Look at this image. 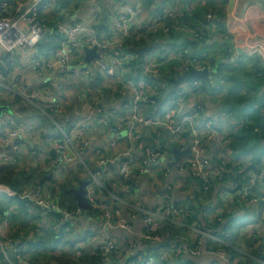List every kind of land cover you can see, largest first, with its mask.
Here are the masks:
<instances>
[{"label": "crops", "instance_id": "1", "mask_svg": "<svg viewBox=\"0 0 264 264\" xmlns=\"http://www.w3.org/2000/svg\"><path fill=\"white\" fill-rule=\"evenodd\" d=\"M5 1L11 6V15L17 16L24 9L25 4L29 0ZM149 1L150 0H142L150 9L164 3V0H152L153 4ZM196 1L197 2L194 4L204 13L201 15V20L204 22L207 15H210L214 19V26L216 28L213 30L212 34H207L206 36V34L199 32V30L201 31L202 29L197 27H191L194 30L192 33L183 30L179 24H174L172 26L170 41L168 43L149 41L148 46L145 47L146 51L143 57L150 50H155L157 53L162 54L168 48V44L172 49L181 44H185L184 40L186 37L197 44L196 47H190V51H188L189 54L191 56L209 54L205 58H201L202 62L207 63L206 66L209 68V71L215 70L218 76L223 75L226 80L229 81H242L239 90L243 95H240V98H234L231 92L228 93V88H226L224 95L215 94L217 92H204L201 90L200 85H197L196 88L189 90L186 98L182 100V109L179 110L173 105L175 102V99H173L175 95L173 82L180 76L181 69L173 62H164L162 67L158 70L162 83L159 86L153 87L151 95L154 97L155 91L160 89L161 91L157 96H161L162 100L158 102V105L160 106L163 102L165 104L159 109L156 104L155 113H166L168 110H171L173 112L172 118L175 121H179L188 111L200 105L203 107V114L197 117V122L211 120L220 131L231 134L234 122L227 119L226 107L230 108L229 106L232 105L236 108L233 110L242 115V111H248L247 108L250 105L249 103L253 102L251 99L253 96V87H259V93L264 96V85L260 86L261 83L255 82L257 79L252 78V72L235 69L233 67L235 65V58L239 56L238 52H248L247 46H252V44L255 43L264 44V0H234L230 4H227V0ZM51 3L52 2H46V8H48ZM119 3L124 4L126 0H99L98 5L94 4L91 0H82L80 6L81 12H76L75 16L74 14L69 15L63 12L62 9H58L57 0H55L52 3L51 12L48 17L52 18L54 12L57 11L55 15L64 14L63 16L61 15L59 19L62 23H71L79 19L87 24L90 22V13L93 12V6H97L101 21L104 24V30H106L113 25L112 11H114V7ZM176 4L187 3L186 0H172L170 7H175ZM145 9L142 11V15L144 16L148 13ZM65 18H69V20ZM233 20L238 22L235 35L239 38L231 36L229 38L230 41L229 39L225 41L220 39L219 36L222 34L218 35L216 30L222 32L225 25ZM196 33L201 34L203 38L206 37L207 40L195 38L197 37V35H195ZM224 33L225 30L223 31V34ZM39 55L41 54H37L35 50L27 55L16 54L14 56H5V54H0V63L3 64V67L0 68L2 76L0 84L7 87L6 89L0 87V95L3 99L7 98V100H12V95H14L15 92L9 89H11L12 85L16 82L17 84H15V86H18V88L23 91V96H26L29 92L44 95L47 88L46 80H48L49 83L56 80V83L52 84L54 87L58 85L59 78L55 79L54 77L56 76L53 73L43 81L37 78L34 63ZM11 80L12 82L10 83ZM252 80H254V82H252ZM186 85L191 86L192 84L186 83ZM62 87L65 88L66 84L62 83L59 89L55 90L53 88V91H59ZM232 87L234 88L233 82ZM170 93L174 94L170 95ZM245 99L248 104H243L242 101ZM93 103V110L86 115L83 113L81 100L74 96L69 103L67 111L58 121L65 127L75 126L82 122L92 126L89 147L85 153V158L88 162H91V164L93 153L96 148H107L113 141L117 143L116 150L108 157L110 161L105 166L96 168L95 165H92L90 169L88 168V171L96 179L98 194H103L105 198L110 199V201L104 199L105 201L115 204V207L121 213V217L131 227V232L107 228L103 226L101 221H95L96 219L93 221L88 219L85 220L84 218L75 220L68 231H72V233L68 234H72V238L75 242H85L82 248L84 249L85 258L84 260L82 258L79 259L83 261V264H96L93 263L94 258L91 257L90 253L97 248L98 245L109 239L119 244L134 242L139 252V264H146V260L150 259L152 260L150 261L151 264H160V261L155 257L160 254H168V250L164 246L158 245V243L144 242L139 238L145 231L142 214L139 210H147L148 212L150 210H155L156 206L163 199L167 200L171 208L179 210L181 216H172L168 221L162 222L161 227L171 225L169 226L170 231L165 232L163 228L166 227H162V232L160 233L159 230L158 233L176 244H181L183 240H186L189 244L197 246V255H192L190 253L184 255L191 264H226L223 261L220 262L216 260L208 253V242L202 235L205 229L204 221L207 220L206 214L208 212L215 217V224L214 227H212L211 235H214L217 240L216 243L220 244H216V248L220 249V247H223V249L229 250V247H231L232 250L238 253L236 256L244 255L252 260L254 264H264V225L260 223L258 217L261 205L256 206L238 197V193L245 181L251 185L250 180L252 176L259 173L261 174L264 169V142L262 145L263 149H252L254 148L253 142H247L245 145L241 144L239 140L232 145L220 144L217 141L207 144L205 149L210 161L209 170L213 174V183L208 191H204L200 188L198 181L192 176V171L186 166L180 167V163L188 160L190 155V141L193 138L190 126H182V131L179 135L181 139L179 143L175 145H172L174 143H172L170 131L162 126L142 127L132 138L133 125L129 122L128 116L122 114L121 105L118 100L108 105L105 103L103 95H97L93 99ZM8 104L9 103H6V105ZM19 107V105L10 107L13 117L3 114L0 125L11 117L19 121L18 126H21V124H28L37 127L39 130L28 133L25 129L22 134H18L16 142L19 141L23 144L29 153L24 152L22 157L17 160V163L11 164L9 167H14L16 170L19 168L23 170L33 169L35 170L34 173L31 171L27 173L32 177L39 176L36 180L50 178L52 182L56 183L66 181L70 185L69 188H76L80 181H88V173L77 163L71 166H66L62 163H58L54 166L50 165L51 160L57 157L51 150L47 152L46 158L42 159L40 156H37V158H30L32 148H34V150H41L40 146L43 147L42 140L44 138H42L39 133H42L44 136L49 135L50 126L47 124L44 126L40 123L41 119L38 114H31V108L33 107L36 109L35 106L26 103L23 107V111L22 108L18 110ZM147 113L149 112L147 111ZM42 126H44L43 130H41ZM1 128L2 127H0V131L3 130V132L0 133V136L7 137L10 131L8 130L9 132H7V129L4 127L3 129ZM238 135H240V133L236 136ZM70 136L75 145L80 142V136L77 131H75V134L70 133ZM260 138L261 136L255 141H259ZM32 141L36 144H33ZM238 142H240V144H238ZM37 144L40 146H37ZM45 148L44 146L43 149ZM172 148H175L176 152L180 154L178 158H175L174 153L171 151ZM150 149L156 150L160 154L159 159L154 162L150 161L147 154ZM8 150L10 151V147ZM91 150H93L92 153L90 152ZM261 153L263 154L262 158L259 156ZM132 157H137L147 164L146 167L139 166L134 170L132 174L133 191L129 194H125L116 179L117 166L120 162ZM23 164L26 166V169L22 167ZM74 178H77L78 181H75ZM251 186V195L253 197L259 198L263 195L264 176H262L256 185ZM33 189L34 187L29 185L28 191H32ZM165 190L166 192L161 195V192ZM122 192L125 195H123ZM224 193L233 196L230 201L225 202L221 199ZM45 197L50 199L48 192L45 194ZM34 207H29V212H34V214H36L33 216L35 219L32 220L30 217L31 222L26 224L30 229V233L28 234L30 238L45 234L47 225H49V220H45L44 218L45 213L43 209L40 208V211H36ZM234 221L236 225H231ZM16 230L17 229H14L13 226H10L8 223V225L5 224L2 233L5 237L8 234L10 236V233L13 236ZM254 232L259 233V239L250 242V234ZM76 233L78 235H76ZM61 248L66 250L61 252ZM35 249L37 250V248ZM223 249L220 251H224ZM48 252H51V250H48L44 254V256L48 255L44 258L51 257V253ZM53 256H55L54 258H57L58 261L68 260L69 262H73L72 248L67 250L66 247L59 246ZM166 259L165 261H172L174 264H176L175 261L177 262L174 257L167 256ZM180 260L182 261L183 258L181 257ZM240 260H242V258Z\"/></svg>", "mask_w": 264, "mask_h": 264}, {"label": "built area", "instance_id": "2", "mask_svg": "<svg viewBox=\"0 0 264 264\" xmlns=\"http://www.w3.org/2000/svg\"><path fill=\"white\" fill-rule=\"evenodd\" d=\"M53 1L55 0H29L17 16H12L10 13L11 6L5 0H0V54L9 56L16 54L27 55L34 50L36 52V48L40 45L54 43L57 45L56 50H50L35 59V74L37 78H40V81L47 79L52 73L62 78L58 80L59 83L55 87L46 80L47 88L44 95L29 92L26 96H23V91L18 86H15L16 82L10 89L15 92L12 95V100L3 99L0 95V106L5 105V102L16 106V101L23 97L29 104L35 106L41 115L53 122L54 133L42 140L43 147L45 146L46 148L43 149L37 144L41 150L32 148L30 155L35 154L43 159L47 157V152L51 150L57 157L51 160L50 165L54 166L62 163L66 166H71L77 163L84 169L89 176L88 184L85 188L86 199L90 209L99 212L103 226L131 232V227L121 217V213L115 205L100 199V195L97 194L96 179L88 171V167H92V165H95L96 168L105 166L110 161L108 157L116 150L117 143L113 141L107 148H96L93 153L92 164L88 162L85 158V153L89 147L92 126L84 122L67 127L58 124V119L67 111L69 103L74 96L81 100L82 110L86 115L93 110V99L97 95H103L104 101L108 105L118 100L122 114L128 116L129 122L133 125L132 138L142 127L162 126L170 131L171 140L174 143L171 144L175 145L181 139L179 135L181 134L182 126H190L193 136L190 141V155L188 160L180 163V167H188L192 171V176L198 181L204 191H208L213 183V174L209 170L210 161L205 149L207 144L217 141L220 144L230 145L237 137H241L242 141L244 140L246 143L251 142L249 128H253L254 139L260 137L261 130L255 127L254 122L246 116L238 115L236 111H227L228 120L234 122L235 132L237 134L240 133V135L232 137L220 131L211 120L197 122V117L203 114V107L200 105L188 111L179 121H175L172 118L173 112L171 110L166 113H155L156 103L151 95V90H153L154 86H159L162 83L158 70L164 62L175 63L181 69L180 76L190 72L207 70V88L216 87L222 90V87L226 85L225 81L216 79L213 70L209 71L206 66L207 63L201 61V58H205L206 54L191 56L188 52L190 51V46L186 44H181L173 50H170L172 48L168 44V48L162 54L157 53L155 50H150L142 59L138 57L137 50L145 47L142 44L143 42L146 43L156 39V42L168 43L174 24H179L183 30L193 33L194 30L186 25V15L191 14L193 8L196 7L194 3L176 4L175 7H170L168 2L171 0H164V3L159 6L160 10H156L154 14L148 17L147 15H142V0H126V3H119L114 7V11H112L113 25L104 30L98 28L99 26L104 28V24L101 21L97 6H93V12L90 13V22L87 24L81 20L62 23L59 19L64 14L55 15V20L51 24L46 17L50 15ZM91 1L96 5L99 3V0ZM233 1L227 0V4ZM46 2H52L48 8H46ZM213 20L210 15L205 17L203 30L206 36L207 34H212L216 28ZM237 27L238 22L233 20L225 25L224 34L223 31H216L218 35L222 34L219 37L225 41L231 36L238 37L235 35ZM55 34L59 35V39L52 42L51 37ZM195 35H197L195 38L207 40L206 37L203 38L199 33ZM85 50L96 51V57L88 63L84 61ZM247 51L246 53L238 52L239 56L235 58V65L239 64L242 56L257 55L264 60V44L255 43L252 46H247ZM1 67H3V64L0 63ZM0 79H2L1 71ZM62 83L66 84L65 88L62 87L56 92L52 91L53 88L55 90L59 89ZM191 84V86H187L185 83L182 84L174 95L173 99H175V102L173 105L179 110L182 109V100L186 98L189 90L201 85L199 80L193 81ZM0 87L2 89L7 88L1 84ZM35 102L47 104V106L41 109L36 106ZM253 108L259 111L260 116L264 115L262 108L256 105ZM147 111L151 114L147 113ZM0 126L7 129V132L10 131L7 137L0 136V165L17 163V160L22 157L24 152H29L23 144L19 141L16 142V137L18 134H22L25 129L30 133L31 126H18L13 120H8ZM75 131L80 136V142L76 145L70 136V133L75 134ZM2 132L3 130L0 131V133ZM204 135L205 137L203 138ZM32 143L36 144L33 141ZM9 147L10 151L8 150ZM147 154L151 162L156 161L160 156L159 152L153 149H150ZM146 164V162L137 157H132L119 163L117 166V182L121 185L125 194L133 191L132 174L134 170L139 166L146 167ZM22 167L26 169L24 164ZM262 176H264V169L261 174L252 176L251 185H256ZM251 185L245 181L238 193V197L256 206L261 205L258 217L260 223L264 225V194L259 198L253 197L251 195ZM45 194H47L45 189L40 186H34L32 191L25 189L19 193L17 199L42 208L45 214L53 211L61 215V218L53 223L51 222V231L56 232L59 230L66 235L69 233L68 231L74 221L84 216L83 210L76 208L68 211L56 205L52 196L49 195V199L45 197ZM15 197L16 193L12 189L0 185V198L13 199ZM232 197V195L224 193L221 199L226 202L230 201ZM139 211L142 214L145 225V231L139 238L144 242L158 243V245L168 249V254H160L155 257L158 261H165L167 256L172 257V255L178 258L186 255V253L198 254V247H192L186 240L182 241L181 244H176L170 239L159 235L158 232L162 222L168 221L172 216H181L180 211L171 208L166 199H163L155 210H150L149 212L147 210ZM10 215L11 212H7L4 215V220L0 221V264H56L35 259L36 255L46 253L45 250L40 252L35 249L36 239L23 237L22 240H14L9 234L6 237L3 235L4 226L5 224L8 225L7 220ZM206 218L202 235L208 243L216 242L215 236L211 235L215 217L208 212ZM67 221L71 222L68 224ZM49 229L50 225H47V231ZM258 235L259 233L257 232L251 233V240L254 242L255 239H259ZM75 243L76 245L72 248L73 261L77 264L79 262V264H83V261L79 259L82 258L84 260L85 258L84 249H82L85 242L76 241ZM208 249V253L214 258H218L220 262L242 264L241 256L235 258L225 251L212 249V246ZM230 249L232 248L229 247ZM138 253L134 242L119 244L109 239L98 245L90 254L91 257L99 259V264H136L135 258ZM150 261L152 260H146V264H151Z\"/></svg>", "mask_w": 264, "mask_h": 264}, {"label": "trees", "instance_id": "3", "mask_svg": "<svg viewBox=\"0 0 264 264\" xmlns=\"http://www.w3.org/2000/svg\"><path fill=\"white\" fill-rule=\"evenodd\" d=\"M81 1L82 0H57V6L59 7L58 9H62L63 12L65 13H68L69 15H72L74 14L76 16V12H81ZM194 1L196 0H186V3H194ZM149 2H151V4H153V1L150 0ZM143 3V2H142ZM196 5V4H195ZM146 8V9H145ZM146 10L148 13H147V16L149 15H152L155 13L156 10H160V7H153L152 9H150V7L148 8L147 5L145 3H143V10ZM202 10H200V8H198V6L194 7L191 14H188L186 15V25H188L189 27H192V28H201L202 30L199 32L201 33H204L205 34V31L203 30V24L204 22L201 20V15H203L204 13L201 12ZM57 13L54 12V14L52 15L53 17L50 18V17H46V19L48 21L51 22V24H53V21H54V15ZM78 19V18H77ZM79 20V19H78ZM98 28H101V29H104L102 26L98 27ZM198 30V29H197ZM59 39V35L58 34H55L51 37V41L53 42L58 40ZM156 40V39H155ZM155 40H151V41H155ZM149 42H146V43H142L143 45H146L148 44ZM184 43L190 47L194 46L196 47L197 44L194 43V41L188 39L185 37V40H184ZM57 49V45L54 44V43H46V44H43V45H40L36 48V53L37 54H45L46 52L50 51V50H56ZM226 50V48H225ZM195 53V52H194ZM202 53H205V52H202ZM201 54V53H200ZM209 54L206 53V56H208ZM5 56H9V55H5ZM249 63H254V65L257 64V66H254V70H253V75L252 76H258V73L260 72L261 70V66L258 64V59L257 57L255 56H252V57H247V56H242L240 62L238 65H234L233 67L235 69H240V70H243L245 69V66ZM232 67V68H233ZM233 68V70H234ZM220 79H223V81H226V78L225 76L223 75H220L219 76ZM259 82V84L261 83L260 86L264 85V78L262 77L261 79H257ZM200 82H202V86H200L201 90L204 91V92H207V91H210L211 93H214L215 92V88H209L207 89L206 88V80H200ZM234 83V86H235V89L238 91L239 88L241 87V84L242 82L239 81V80H236V81H232ZM241 82V83H240ZM253 82V81H252ZM252 84V83H250ZM259 87L257 88H254V93H253V96L251 97V99L253 100V103H257V102H260L263 100V96L259 93V90H258ZM222 89H224V87H222ZM161 90L158 89L155 91V94H154V97H153V100L154 102L158 105V102H160L162 100L161 96H157L158 93L160 92ZM171 94H174V93H170ZM232 94V92H231ZM169 95V96H170ZM243 104H246V101H242ZM7 102H5L6 104ZM165 103H161L160 106L158 105L157 108L159 109L162 105H164ZM9 107H14V105L12 104H8ZM232 110L233 109H236L234 108V106H229ZM21 108V107H20ZM18 108V110L20 109ZM16 112V111H15ZM19 112V111H18ZM31 114L32 115H35V114H38L41 121L40 123H42L44 126L47 124L48 126L52 127V124L45 119L44 116H42L39 111L37 109H34L33 107L31 108ZM19 114V113H18ZM17 114V115H18ZM13 115V114H12ZM11 115V116H12ZM251 120H253L254 124H255V127L258 126V128L261 130V138L259 139V141H255L256 139L252 138L251 139V142H253V145H254V148L252 149H257V148H260V149H263V142H264V117L263 118H260L259 116H254L251 118ZM19 122V121H18ZM58 123H60V121H58ZM61 124V123H60ZM62 125V124H61ZM44 126L41 127V130H43ZM252 129L253 128H249V131L252 132ZM237 140H235L233 143H235ZM242 141V139H241ZM238 144H240V142H238ZM241 144H247L246 142H244V140L241 142ZM243 148V147H242ZM250 153V152H249ZM261 158L263 156V154L261 153L259 155ZM37 158V155H31L30 158ZM10 165H2L0 166V185L2 186H6V187H9L10 189H12L15 193H16V197L13 198V199H6V198H0V221H2L4 219V215L7 213V212H11V215L10 217L8 218V223L10 224V226H13L14 229H17L15 232H14V235L12 236L11 233H10V236L12 239L14 240H22L23 237H29L28 234L30 233V229L28 226H26V224H29L30 221V217L31 219H35V217H33L34 215V212H29V207H34L32 205H30L29 203L27 202H23V201H20L18 198V194L21 193L22 191H24L25 189H29V185H32L33 187L34 186H40L42 187L43 189H45V191H47L49 193L50 196H52V199L54 201V203L56 205H58L59 207L61 208H65L67 209L68 211H72L74 209H76V203L75 201L73 200L72 196L68 193V190L70 189L69 188V183H65L64 181L62 182H52L51 179H46V178H43V179H38L36 180V178H38L39 176H35V177H32L31 175H29V173L27 172H35V170L33 169H28V170H23L22 168H19V169H15L14 167H9ZM90 169V167H88ZM81 170V169H80ZM117 179V177H116ZM75 181H78L77 178H74ZM121 186V185H120ZM200 188L202 189V186L199 184ZM123 193V192H122ZM98 194V192H97ZM99 195V194H98ZM123 195H125L123 193ZM100 199H107L110 201L109 198H105V196L103 194H100ZM121 197V196H120ZM115 205V204H114ZM34 209L36 211H40V208L39 207H34ZM33 209V210H34ZM34 210V211H35ZM51 213L49 214H45V220L48 219L49 220V225H50V229L49 231H47L45 234L43 235H38L36 237L33 236L34 239H36V248L38 251L42 252L43 248L44 249H50L52 252L56 251V249L59 247V246H63L64 248L66 247V244H68L69 246V249L70 248H73L76 243L75 241H71L70 239L68 240H65L64 238L66 237L65 233L64 232H60L59 230H57L56 232H52L51 231V227H52V223L56 220H58L59 218H61V215H59L58 213L56 212H53V211H50ZM83 214L85 216H83L82 218H84L85 220H95V221H102V218L99 214L98 211L96 210H92V209H89L88 211H83ZM89 218H92V219H89ZM51 220V221H50ZM52 222V223H51ZM71 221H67V223L69 224ZM169 226L171 225H165V226H162V227H166V228H163V231L165 232H169L170 231V228ZM162 227H160V233L162 232ZM69 233H72V231H70ZM67 235H69L67 233ZM216 244L217 245H220L216 242H214V245L212 246V249H216V250H222L223 247H220V249L216 248ZM195 245H193L192 247H194ZM211 245L208 244V248L210 247ZM222 246V245H221ZM226 253H230L231 256L237 258L236 255H238L237 252H235L234 250L230 249L229 252L228 250L226 249H223ZM43 257L45 256H48V255H42ZM53 257L55 256H52L50 258H43L44 262H47V263H56V264H77L75 261L73 262H69L68 260L67 261H58L57 259H54ZM94 260H93V263H96V264H99V259L96 258V257H93ZM241 258H242V261L241 263L242 264H247V263H254L252 262V260L248 259L247 256H244V255H241ZM168 260H171V259H168ZM183 260H185V258H183ZM175 261L176 264H191L190 262L187 261V259L184 261ZM92 263V262H91ZM158 263V262H157ZM160 264H174L172 263V261H160Z\"/></svg>", "mask_w": 264, "mask_h": 264}, {"label": "water", "instance_id": "4", "mask_svg": "<svg viewBox=\"0 0 264 264\" xmlns=\"http://www.w3.org/2000/svg\"><path fill=\"white\" fill-rule=\"evenodd\" d=\"M66 20H69V18H65ZM146 48L138 50L139 57L142 58L143 54L145 53ZM96 57V51L95 50H89L85 52V61L89 62L90 59ZM207 71L204 70L202 72H190L189 74L183 75L178 77L176 80H174V87L175 89L178 88L181 84L186 82H192L194 80H204L207 76ZM3 114H6L8 116L12 115V112L10 110L9 106H0V120L3 119ZM171 151L174 153L175 158H178L180 154L176 152L175 148H172ZM88 182L86 181H80L78 182V185L76 188H70L68 190V193L72 196L73 200L76 203V207L83 211H88L90 209V206L88 204V201L86 199V186ZM166 192H161V195H163ZM219 261L218 258H215Z\"/></svg>", "mask_w": 264, "mask_h": 264}, {"label": "clouds", "instance_id": "5", "mask_svg": "<svg viewBox=\"0 0 264 264\" xmlns=\"http://www.w3.org/2000/svg\"><path fill=\"white\" fill-rule=\"evenodd\" d=\"M148 46V44L147 45H145V47H147ZM145 47H143V48H145ZM143 48H141V49H143ZM175 48H177V47H175ZM138 50H140V49H138ZM138 50H137V53H138ZM86 51H88V50H85V52ZM138 57H139V55H138ZM143 58V57H142ZM142 58H140L139 57V59H142ZM93 59V58H92ZM91 60V59H90ZM84 61H85V58H84ZM86 62V61H85ZM86 63H88V62H86ZM207 71V70H206ZM214 72H215V76H216V79L217 80H223V79H220L219 78V76L217 75V71H215V70H213ZM208 72V71H207ZM208 74V73H207ZM207 77V76H206ZM206 77H205V80H206ZM194 81H196V80H194ZM200 81V80H199ZM229 80H226L225 81V83H227ZM193 82V81H192ZM192 82H186V83H192ZM185 83V84H186ZM201 83V85L200 86H202V82H200ZM184 84V83H183ZM182 85V84H181ZM180 85V86H181ZM188 86V85H187ZM225 88L224 89H222L221 90V88H219V89H217L216 87H214L215 88V92H217V93H215V94H219V95H224V93H225V90H226V88H228L229 89V91H228V93H230V92H232V90L233 91H237L236 89H235V86H234V88L232 87V86H227V84L224 86ZM179 88V87H178ZM178 88H176V89H174L175 90V93L177 92V90H178ZM207 88V87H206ZM207 89H209V88H207ZM53 91V90H52ZM239 92V91H238ZM241 95H243V94H241ZM244 102L246 101V99L245 100H243ZM247 103V102H246ZM248 104V103H247ZM250 105H249V107L247 108L248 109V111H242V116H246L249 120H251V118L252 117H254V116H259L260 118H263L264 117V115L263 116H260V114H259V111L258 110H254V108H253V106H258L259 108H262L263 110H264V96H263V100L261 101V103L260 102H257V103H249ZM6 105V104H5ZM2 106V105H1ZM6 106H8V105H6ZM226 117H227V111L228 110H231V111H235V110H232V109H230V108H228V107H226ZM5 115V114H4ZM238 115H241L240 113H238ZM8 116V115H7ZM43 116V115H42ZM13 117V116H12ZM46 120H47V118H45ZM228 119V118H227ZM9 120H13L16 124H18V121L17 120H15V119H12L11 117H10V119ZM8 121V120H7ZM7 121H4L3 122V124H5V122H7ZM51 123H52V126H53V122L51 121V120H49ZM251 121H253V120H251ZM59 124V123H58ZM21 126H23V125H21ZM25 127H30L31 125H28V124H25L24 125ZM0 127H3V126H0ZM258 127V126H257ZM31 128V131H38L39 129H37V127H33V126H31L30 127ZM30 131V132H31ZM54 133V129H53V127H50L49 128V135H52ZM226 134V133H225ZM39 135L42 137V138H45L46 136H49V135H46V136H44V135H42V133H39ZM227 135H230V137H232V136H236L237 135V133L235 132V127L233 126V131H232V133L230 134H227ZM249 135H250V138L252 139L253 138V134H252V132H250L249 131ZM261 135H262V133H261ZM260 135V136H261ZM241 137H237V139H235V140H239L240 142H242L241 141ZM258 139V138H257ZM233 144V142L231 143V145ZM91 153L93 152V150H91L90 151ZM86 182H88V181H86ZM47 232V231H46ZM183 241H185V240H183ZM187 242V241H186ZM208 244H210L211 246H213L214 245V242H211V243H208ZM193 246V245H192ZM166 248V247H165ZM58 249V248H57ZM57 249H56V251H57ZM48 250H50V249H47V251ZM168 250V249H167ZM56 251H54L53 253H55ZM44 255V254H43ZM138 254L136 255V264H139L138 263ZM172 257H174L177 261H179L180 260V258L182 257V258H185V256L183 255V256H181V257H178V258H176L175 256H173L172 255ZM185 260H186V258H185ZM185 260H184V262H185ZM125 262H126V260H125ZM181 264H183V263H181Z\"/></svg>", "mask_w": 264, "mask_h": 264}, {"label": "rangeland", "instance_id": "6", "mask_svg": "<svg viewBox=\"0 0 264 264\" xmlns=\"http://www.w3.org/2000/svg\"><path fill=\"white\" fill-rule=\"evenodd\" d=\"M195 2H197V1H194V3ZM168 3H172V0L171 1H169ZM167 3V4H168ZM174 49V48H173ZM173 49H170V50H173ZM256 57H257V59H258V64L261 66V70H260V72L258 73V76L256 75V76H252V78L253 79H261L262 77L264 78V64H263V59H262V57H258L257 55H255ZM254 66H257V64L256 65H254V63L252 64V63H249V64H247V66H246V68L245 69H243L244 71H250V72H252L253 73V70L255 69L254 68ZM240 69H242V68H240ZM55 79H62L61 77H58V76H56V77H54ZM232 81H236V80H231V81H228L226 84H227V86H232ZM253 82H254V80H252ZM257 81L258 80H255V82L257 83ZM242 82V81H241ZM240 82V83H241ZM53 84H55L56 83V80L54 81V82H52ZM172 83V82H171ZM10 90V89H9ZM253 93H254V90H253ZM241 94H243V93H241L240 91L239 92H237V91H233L232 90V96L234 97V98H240L241 96ZM253 95V94H252ZM239 96V97H238ZM16 101V100H15ZM17 102V105H19L21 108H22V111L24 110L23 109V107L25 106V104L26 103H28V101L25 99V98H23V97H21L18 101H16ZM29 104V103H28ZM35 104H36V106H38V107H40L41 109H44V106H47V104H42V103H38V102H35ZM16 105V106H17ZM19 107V108H20ZM22 125V124H21ZM24 126V125H23ZM65 183H67L66 181H64ZM236 222L234 221L231 225H236L235 224ZM242 224H244V223H242ZM76 235H78L77 233H76ZM65 240H68V239H70V240H72L73 241V238H72V234L71 235H67L66 234V237L64 238ZM250 240V242L252 241L251 240V238H249ZM66 248H67V250L69 249V247H68V244H66ZM43 250H45L46 252H47V249H44L43 248ZM43 250H42V252H43ZM64 250H66V249H60V251L61 252H63ZM48 253H51V255L53 256L54 255V253L51 251V252H48ZM44 257L42 256V254H38V255H36V257H35V259H37V260H44L43 259ZM54 258V257H53ZM54 259H57V258H54Z\"/></svg>", "mask_w": 264, "mask_h": 264}]
</instances>
